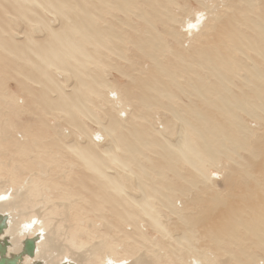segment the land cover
<instances>
[{
    "label": "bare ground",
    "instance_id": "obj_1",
    "mask_svg": "<svg viewBox=\"0 0 264 264\" xmlns=\"http://www.w3.org/2000/svg\"><path fill=\"white\" fill-rule=\"evenodd\" d=\"M2 1L6 2L9 0H0V3ZM13 1L15 2L11 7L13 11L15 9L14 6H19L21 8L20 9L21 11L22 9L30 11L31 8L39 9L38 7H40L41 9L50 12L53 18L54 16L65 18V20L63 19L64 22H61L57 27H53L48 19L44 18V16L41 17V13H39L34 9L36 11L33 13L35 14L36 17V22H37L36 27L38 30H41L43 34L39 35L40 39L34 38L33 37L34 32L32 35V31L30 33L29 30L28 32L26 30L25 44L27 45L25 46V48L22 45L20 46L21 48L22 47L24 48V50L22 48V53H25L24 58L31 57L33 54L34 59L35 58L38 59V63H37L38 66L36 68L38 70H36L37 72L35 71L36 75H38L37 77L38 79L36 78L34 80L35 83L43 86L44 84L42 80L47 75L51 76L49 78L53 77L52 75H49L48 72L49 67L51 68L54 67L57 70H61V68H66L67 66H69V63H74V66L78 64L83 66L86 72L90 71L91 68L88 71L86 62H89L90 61L89 59L93 60V56L90 53V50H88L85 47H87V45L93 46V44H97L98 47L101 46L103 44L102 42L104 40L103 38L107 37L106 34L107 32L104 31V29L109 30V28H105L103 26L104 27L103 29L102 26L96 24V20H94V18H96L95 10L92 9L95 8V5L89 4L90 7H92L91 8L92 10L91 9L87 10L85 6L80 5V2L78 4V1L80 0H13ZM118 1H119L118 3H121L123 5H128L129 3V0H118ZM143 1L147 2V4L150 3V7L152 10H154V14H155V12L160 13L158 12V6H157L159 1H168V0H143ZM248 1L250 0H238L232 13L230 12L229 14L226 13L228 16H225L223 18L221 17V15L218 14L219 11L216 14L211 13L210 15H208V17L206 16L205 20L202 19L203 13L201 14L198 13L197 14L198 16L194 20H188L187 18L188 21H186L185 26L184 25L182 26L183 27H186V25L188 26L186 32L188 35L194 36L192 45H194L195 43L196 46H193V49L191 50L192 53L187 52L185 54L184 52L180 51L174 54L175 57H178L177 58L178 63H175L176 65L173 64V61H171L170 64L168 63L164 64L161 60H159V58L161 57L160 55L162 54L164 55V53L160 52V50L165 52L170 51L169 50L170 45L168 43H165V39L162 38L160 33L152 35L151 32H149L150 34H148L147 37L146 36L145 38L139 37L136 39V50L142 52L144 56L150 58L153 61L152 63L153 66L151 67L152 70H149V73H147L148 75L147 77H142V76L138 78L136 77V89H138L136 93V102L141 104V106L152 107L153 105L156 106L157 104H159V100H158L159 96L164 97L166 99H171L176 97L175 94H173L172 92L170 93L168 91L169 85L173 87H177L178 91H181L182 93L187 92L189 87L191 91H188L187 95L194 96L199 101H201L200 103L201 105H199L198 103L196 104L195 102H194L195 104L193 102L192 103L190 102L189 104H187L185 108L183 107L175 108L173 105H171L168 108L171 115H174L176 121L178 120L180 123V125L178 126L179 127L178 130L174 129L173 126H170V129L171 127H173L172 129L173 133H171L172 131L166 132L167 130V128L165 127L166 124L164 125L163 123H161L160 129L162 131H160V133L163 134L164 137L163 139L160 140V137L159 139H155L156 137L149 136L147 134L146 129L143 127L137 126L138 128L134 130H129L125 128L129 132L132 131V133L134 134L133 136L135 137L134 140L136 142V144L131 143L128 145L125 144L124 134H122L124 138L117 136V134L114 137H111L110 132H107V137L110 136V139L108 140V143L106 142L107 143V145L105 144L106 146L100 147L98 150H94L91 148L90 146L91 141H89V144L87 142L88 145L81 143L80 145L79 143H77L78 141L77 142L73 141L71 143L64 144V147L67 150V152L73 153L74 155L77 156V158L81 160V162L83 161L84 164H87L89 166L91 173L93 172L94 174L93 173L92 174L96 176L94 178L96 183L100 181L99 185L101 184L102 186H99V189L100 187L104 189L102 193L100 192L101 196L99 195L97 196L100 198L101 205H103L104 207L107 206L108 208L106 209H108L109 211H113L112 217L126 218L128 216V218L131 219V213L132 211L134 212V210L132 209H135L136 213H140L144 215V217L146 218V222L148 219L149 221V223L147 222L148 227L151 224L150 226L155 227L161 231L163 230L165 234L167 233L169 235L168 238L172 240V242L170 243V246H172V248L168 249L170 250V253L166 252L167 249L166 251L161 250L163 246L160 247L161 245L153 242L154 240L156 241L153 235L149 239V242L153 244V249L149 254L150 256L148 255L146 256L144 253L141 252H139L138 255V251H140L138 247L136 249L134 248L136 250L135 252H137L136 255L135 253H129L128 252L129 250H127L126 246L127 244H129L130 241L131 242L133 241L131 239L122 240V237L120 236L119 233L120 231L121 234L128 235L126 234L128 232L127 231L128 228H125L124 231L119 228V231L117 232L119 233V235L112 237L108 233L109 231H111L112 225L114 224V223L111 224L112 219L109 221L107 220L103 224L101 222V224L105 228V231L101 229L103 232L98 233L99 234V236L97 235L98 240L92 243V245H90L88 248H86L87 241H85L84 237L85 235L90 234L88 233L89 231L87 230L95 229L91 234L93 233L97 234L96 232L97 227H94L96 225L91 224L92 223L91 220L90 223L91 225L87 224V226H85L87 221L85 222L84 219L81 218L79 219L80 221L78 222L76 221L77 223L75 224V226H71L69 228H64L61 230V226L59 223L61 221H65L66 220L65 218L54 221V216L52 214L53 211H51L52 209H49V207L36 208L38 206V204L36 205V203H38L39 200L41 202L44 200H49L48 198H50L48 197L49 196L48 194L51 193V189H50L51 185L50 182L47 183L49 179V175L47 176L46 184L39 177L37 178V177L29 176L28 180L23 185L19 186L14 193L9 192V189L0 191V200L2 201V202L0 201V264H232L231 260L224 261L225 258L221 262L214 260L215 257L213 259H210L208 256L209 253L208 255H206L207 254L206 251L204 252L202 251L201 248L197 247L198 243H196L195 241L196 234L194 236L191 232L186 233L183 230V227H181L180 225L181 223L179 224V222L181 221L184 222L182 224H185L186 227L191 229H195L198 227L203 228L202 230L203 233H201L203 235V239L207 237L208 240L211 241L213 244H215L217 247L220 246V243L222 241H224L225 244H227L228 246L234 244L235 241L234 245L236 246L237 251L241 252V255H236L235 253L233 255L234 256L233 258H235V260H237L239 264H245V262L241 257L242 255L245 256L247 255L250 257L253 256L251 255V253H249V251L246 250L247 248H249V246H247V244L249 245V243H247L246 241L250 238V236H253L254 240L256 241L258 240L256 246L259 247L261 246L264 249V191L262 190L263 188L262 186L257 188V185L250 184L249 193L231 192V194H229V196L227 197H223L217 194L216 192L209 193L206 196L199 195L198 194L199 192L191 195V197L188 199L193 200L194 203L199 206V210L196 209L197 212L195 211V213H186L182 217H180L181 213L179 212L178 214L179 217L177 216L179 220L177 218L178 221L175 220L174 224H172L174 226V229L176 230H174L172 227V233H171L167 231V228L166 229L164 228L166 227V224L163 226L164 223L163 222L161 223L159 216L157 214V212L160 210V206H164L167 208L171 206L169 202L171 201L169 198L170 197L169 193L160 191L163 190V188L164 189H169V188L168 187L165 188V186L163 187L160 184L161 186L160 188H158L157 186V188L159 189L158 190L154 188L155 187L154 183L156 182L149 181V176L151 172L155 173L156 175L160 174L161 172L164 173L166 170L168 171L172 170L176 173H179L180 168L176 166V162H182L184 164L186 163L187 166H189V168L192 169L191 172L195 171L201 175V178L210 180V174L209 173L206 174L201 171V166L205 162L203 156H205L207 160L210 162L215 161L214 158L216 156L215 153L217 151H221V152L226 151L225 146H223L224 140H228L234 147H240V146L249 147L248 145L242 146L243 144L242 136H238V134H240L239 131L242 132V130L246 129V127L242 123L241 124L239 123L238 116L234 112V109L237 108L241 112H244L246 114L255 113L257 108L262 112H264V66L262 68L257 67L254 61L253 64L249 65L248 63H246V60L241 59L242 57L237 58L235 56V52L244 54L243 56L246 59L248 58L253 60L246 53V50L250 49L254 51L257 55H259L261 59L264 61V13L261 16L262 12H260L261 13L260 16L256 19L249 18L247 14H245V11L249 8L252 2L250 3ZM232 2L233 1H231L230 3ZM98 3H101L100 0H98ZM1 4L0 6L2 7ZM7 4H9V2H7ZM129 6H132V4L130 3ZM139 6L140 5L136 2V10H140ZM96 8L98 9L97 5ZM75 9H77L78 11L75 12ZM15 10L17 11V8ZM69 10H72V13L70 15H69ZM165 12L166 11L164 10V13L161 14L162 13L161 12L160 14L164 17ZM17 13L18 15L19 13L20 14L23 13L25 17L24 11L23 12L18 11ZM10 14L12 13L10 12ZM136 17L140 19L143 18L142 20L145 19V22H150V20L147 19L145 15H142V13L138 15L136 12ZM166 17L169 18V19L166 18L167 20H170V18L172 20V17H169V15ZM25 18L23 19L26 20ZM158 19H160V17H158ZM31 20L33 21V19H30L29 21ZM242 25L252 30L254 32V35L259 39H255V37L251 36V34L243 33L245 30H242L239 27ZM147 26H149V28L151 26L152 28H154L151 23H149ZM136 30L138 31L137 27ZM153 30H155V28ZM110 32L111 30H109L108 33ZM6 37L8 36L6 35ZM80 38H84V40H81ZM6 39L8 38H4V40ZM10 40L13 43V45H19L15 40L14 42L12 39ZM6 41H3L0 36V49L3 52L13 54L16 50H18V48L16 47H11L12 44H10V42L7 41L9 43L8 44L6 43ZM96 49L98 48H94V50ZM19 52L21 51L19 50ZM18 54L20 55V53ZM18 58H20V56H18ZM31 63L32 62H30V66L28 64V67L30 68L32 66ZM193 65L204 68L205 74L204 75L199 74L196 70L193 69ZM242 67L245 70L246 75L245 76L239 75L241 76V79L244 80V83H241L242 86L238 87L237 84L233 80H231V78L232 76H236L238 74L237 69H241ZM68 69L69 71H71L70 68ZM191 69H193L194 71ZM63 70L64 69H62V72L67 74V70L64 71ZM225 71L230 72L231 74L230 79L226 77L224 73ZM188 72H191L192 74H188ZM88 74L91 75L90 72ZM88 74L87 73L85 74L86 77L89 76ZM185 74H187L188 76ZM183 75H185L186 78H184ZM33 78H35V76ZM144 78H146L147 82L149 83H146V80ZM54 79L52 78V80ZM93 79L95 80L94 77ZM96 80L98 82V80L100 79L98 78ZM90 83L91 82L81 80L80 82H78L80 86L77 88H76L77 85L73 86L71 93L66 94L65 92H63L62 96L65 94H66L65 97L67 96L66 98L60 96L62 98L61 101L63 103L60 102L59 104H57V102L54 103L53 101H49V102H52V105L56 103L57 105L55 106H57L58 109L63 111L62 112L63 114L66 111V113L70 116L71 114L70 108L75 107L77 108L80 114L86 116V113L88 111L87 104L89 103L88 99L90 98H88L89 96L82 95V92L88 93L89 95L91 92H94V89H92L93 87ZM185 85H187L188 87ZM229 85H231L232 87H230ZM233 87L234 88L238 87L239 93L235 92ZM45 88L49 89V87H45ZM51 90L53 91V88ZM56 94L58 93L56 92ZM101 94L102 93H100V95ZM41 95L42 96H40L39 99H43V97L45 96L43 95V93H41ZM57 100L58 98L56 99V101ZM116 102L117 101L115 100L111 105H114V103ZM123 102L124 101L122 99V105L124 106ZM139 108L140 107H138V109ZM122 109L123 108L118 110V115L119 118L124 119L122 115L126 116V114ZM141 111L142 110H140V112ZM210 112L215 114L219 113L217 117L227 116L228 122L231 125H233V128L235 126L236 129L234 131L228 132L229 130L227 129V126L224 127L223 121H217V118H213V115H211L212 113ZM184 114L190 115L193 118V120H186V118H184L185 116ZM109 123L110 122L108 121V125ZM114 123L116 125L115 121ZM197 124L201 125L202 128L201 129L198 128ZM126 126L128 127V125ZM102 128L103 127H101V129ZM108 129H113L114 133L118 131L117 129L112 128L111 125L110 128L108 127ZM223 131H227V132H223ZM216 132L226 133V134H222L220 137H217ZM103 134L104 133L101 131L95 132L94 136L101 140L105 138ZM58 135L60 137L59 133ZM173 135L175 137L174 139H171V137L173 138ZM33 136H35L34 133ZM33 136H31L30 139H33L32 138ZM88 136L90 138V134ZM91 138H93L94 140V137L91 136ZM23 139L24 140H23V144L21 145L22 146L21 149L23 150L28 148L31 149L34 146V144H36V142L37 144L34 150L41 148L42 142L40 143V139H38V141H35L36 138H34L33 142L32 141L27 142L26 136ZM15 142L16 144H18L17 141ZM262 142L263 141H261V143ZM96 143L98 145V142H95L94 144ZM46 144L43 145L46 147ZM120 144L122 145V147H120L121 146ZM125 146H127L128 148ZM16 147L18 146L16 145ZM122 148L125 151V153L128 152L127 153L128 157L130 153L134 154V151H136V153L140 155L139 159L147 162L149 161V158L147 157V155H145L144 150L150 148L152 149L151 151L155 152L156 154H159L160 152V154H162V157L165 159L164 160L165 162L161 160L162 163L163 162L165 163V164L163 163V165H161L162 163L160 164V162H157V165L159 164L161 165L158 168H156L157 165L155 166V164H152L151 162L150 164L153 166L146 168L142 163V161L138 160L136 154V165H135L136 170L132 167L136 171V172L134 171L136 174V180L134 179L136 181V185H135L136 194L135 192L133 193L132 191L133 189L131 190L132 193L130 192L127 193V191L125 192V190L128 188H125L124 186L127 185L123 184L124 182H122L120 178V176L123 174L125 176L124 178H128L129 180L131 179L130 177H133V175L131 176V173H134L132 170H130L131 168L127 169L129 167L128 162L125 159H122L121 155L119 156L118 150L119 149L121 150ZM123 150L122 152H120L121 154L123 153ZM50 153L51 155L53 154L52 152ZM38 155H39L38 157L41 156L40 154ZM52 156H53L52 158H56L54 157V155ZM59 156H57L58 157L57 160H59ZM103 158L109 159L111 163L116 165L117 168L121 169L122 171L120 172L115 168L116 172H114L113 174H109V172H111L110 171L111 166H107ZM56 163L57 162H55V164ZM38 165H40V163H38ZM260 166L262 168L258 170H264V161L260 162ZM29 168L27 167V169ZM149 169L151 171H149ZM45 170L47 171L46 168ZM84 170L87 171L86 168ZM35 173L42 177L47 175L46 172H42V171L33 172L32 174ZM87 173H89V170L87 171ZM120 173L122 174L120 175ZM186 173L188 172L186 171ZM53 177L55 176L53 175ZM57 179L59 178L57 177L56 180ZM69 179H71L70 176L68 178V181ZM146 179L148 180L146 181ZM49 180L50 181L53 180L54 182L55 179L50 178ZM60 182L61 181H59L58 184ZM61 186L58 187L60 188ZM240 188L243 190L247 189L246 185ZM19 190H23V192L22 193L19 192L18 194L17 192ZM53 190L55 191V189ZM201 190H204V188ZM84 191L85 190L83 189V192ZM128 191L130 190L128 189ZM16 195L18 196L16 197ZM30 196L33 197L37 196L41 198L40 199L38 198L39 200L36 199L38 202L35 200L34 201L35 203L33 205L25 204L24 200L25 199L27 200V198H29ZM11 199L12 200L15 199V201L12 202ZM21 199L23 200L21 201ZM60 200L61 198L59 199V201ZM62 200H66V202L67 200L72 201V199L69 198V196L63 197ZM91 201H89L88 203L91 204L90 203ZM55 203L57 204V202ZM88 203H86V205ZM165 203H168V206H166ZM41 204L42 203H39V205ZM71 204L73 205V203H67L66 205L64 204L63 208L66 209L67 211V209L70 208V206H72ZM50 205H52V203ZM88 206H86V208H88ZM184 206L185 204H183V207ZM78 207H76V209ZM170 208H172V206ZM162 215L164 214L162 213ZM166 218L168 217L165 216V219ZM162 219H164V217ZM83 223H85L84 226ZM137 232L139 233V231ZM158 232L160 233V231ZM200 238H202V236ZM252 241L253 240L251 239V242ZM129 248L130 250L132 249L131 247ZM77 249L79 250L83 249V251L78 252ZM46 251H48L49 253L48 252L46 253ZM260 260L261 259L259 258V261ZM124 261L127 262L123 263Z\"/></svg>",
    "mask_w": 264,
    "mask_h": 264
},
{
    "label": "rangeland",
    "instance_id": "obj_2",
    "mask_svg": "<svg viewBox=\"0 0 264 264\" xmlns=\"http://www.w3.org/2000/svg\"><path fill=\"white\" fill-rule=\"evenodd\" d=\"M104 1H107V2H104ZM231 1L233 2L230 3ZM237 1L238 0L159 1L157 5L158 12L160 13L162 12L161 14H163L165 10L166 12L164 14V17H165L164 18L160 13L155 12L154 14V10L151 9L150 3L147 4V2H144L143 0H135V2L134 0H129L128 5H123L121 3H118L119 2L118 0H100L101 3H98V0H80L78 1V4L80 2V5L85 6L87 10H90L92 8L90 7L89 4L95 5V8H92V9L95 10L96 18H94V20H96V24H99L100 26H102L103 29L104 27L109 28L111 32L108 33L109 30L104 29V31L107 32V33L105 32L107 34V37L103 38L104 40L102 41L103 44L101 46L98 47L97 44H93V46L87 45V47H85L88 50H90V53L93 56V60L89 59L90 61L86 62L88 71L91 68L89 71L91 75H89L88 74L89 72H86L83 66H81L80 64L74 66V63H69V66H67L66 68H61V70H57L54 67L52 68L49 67V70H48L49 75H52L53 76L52 78L53 79L55 78V79L52 80V78H49L51 76L47 75L48 77L46 76L42 80L44 85L47 84L46 86L44 85L41 86L34 82V80L38 77V75H36V72H37L36 70H38L36 69L38 66L37 64L38 59L37 58L34 59L33 54L31 57H28L29 59L24 58L25 53H22L23 47L21 48L20 45L24 46V48L27 45L25 44L26 43V39H25L26 30L27 32L29 30L30 33L32 31V35L34 32V35H33L34 38H39V35L43 34V32H41V30H38L36 27L37 22H36L35 14H33L34 12L38 11L39 13H41V17L44 16V18L48 19L51 22L53 27H57L61 22H64L65 18L59 17V16L57 17L54 16L53 18L50 12L41 9L40 7H38L39 9L31 8L30 11L23 10V9L21 11L20 10L21 8L19 6H14L15 9L17 8V11L14 9L15 11L14 12L11 8L12 5L15 3L13 0H9L6 2L2 1L1 2L2 4L0 3L2 5V7L0 6V19H1L0 20V36L3 41L7 40L8 42H10V44H12L11 47H16L18 48V50L14 52V53L17 52L16 54L14 53L9 54V53L3 52L0 49V191L9 189V192L14 193L19 186L23 185L28 180L29 176L37 177V178L39 177L42 181L45 182V184L47 182L48 175H49V179L54 178L56 180V178L58 177L60 180L57 179L56 181L58 180L61 181L59 183L60 185L58 184L59 181L56 182L54 180L55 182L54 183L53 180L50 181L48 179L47 183L50 182V185H51L50 189L52 193V194L51 193L48 194L49 195L48 197H50L48 198L49 200H44L40 202L39 199L41 197L39 198L37 196H34V197L30 196L29 198H27V200L26 199L24 200V203L33 205L35 203L34 201L37 199L39 200V202L36 200L38 202L36 203V205L38 204L36 208H40V207L48 208L49 207V209H52L51 211H53L52 214L54 216V221L65 218L66 219L65 221H61L59 223L61 226V230L64 228L75 226V224L78 221H80L79 219L81 218H83L85 222L87 221L86 225L85 223H83V226L84 225L87 226V224H90L92 220L91 224H95L96 226L94 227H97L96 228L97 234H94V233L91 234L93 230L95 229L87 230L89 231L88 233L90 234L85 235L84 237L85 241H87L86 248H88L90 245H92V243L98 240V237H97V235L99 236L98 233L100 232L102 233L103 231H105V228L102 224L106 222L107 220L109 221L112 219L111 224L114 223L113 224L114 226L112 225V229L108 233L112 237L117 236L120 233L122 240L131 239L133 242L130 241L129 244H127L126 246L127 250H129L128 251L129 253H135L136 255L137 252H135L136 251L135 249L138 247L140 250L138 251V255H139V252H141V253H144L146 256L147 255L150 256L149 254L151 250L153 249V244L149 242V239L152 237V235L156 239V241L154 240L153 242L161 245L160 247L163 246L161 250L166 251L167 249L166 252L170 253V250L168 249L172 248V246H170V243L172 242V240L168 238L169 235L167 233L165 234L163 230L161 231L155 227L150 226L151 224L148 227L147 226L149 223L148 219H147V222H148L147 223L144 215L140 213H136L135 209H132L134 210V212L132 211L131 213V219H129L128 216L126 217L127 219L125 217H124L125 219L122 217L121 218L112 217L113 211H109L108 209H106L108 208L107 206L104 207L103 205H101L100 198L97 196V195L101 196V193L103 192V189H104L102 187H100L99 189V186H102L101 184L99 185L100 181L96 183L94 179L96 176L93 175L94 174L93 172H92L93 174L91 173L89 166L87 164H84L83 161L81 162V160L77 158V156L74 155L73 153L67 152V150L64 147V144L71 143L73 141L75 142L78 141L77 143L79 144L80 143L87 144V142L89 144V141H91L90 143L91 148L94 150H98L100 147H104L107 145L108 140L110 139V136L114 137L116 134L117 136H120V137H123L122 134H124L125 144L127 145L131 143L136 144L134 140L135 137L133 136L134 134L132 133V131L129 132L126 129L134 130L138 127H143L146 129L147 134L149 136L151 137L154 136L156 137L155 139H159L160 137V140L163 139L164 137V135L160 133V131H162L160 129L161 123H163L164 125L166 124L165 125V127L167 128L166 132L172 131L171 133H173V130H172L173 127L174 129L178 130L179 129L178 126L180 125V123L178 120L176 121V118L174 115H171L168 108L171 105H173L175 108H182V107L185 108L187 104H189L190 102L191 103L195 102L196 104L198 103L199 105H201L200 104L201 101H199L194 96L187 95L188 91H191L187 85L185 86L188 87V90L187 92H184V93H182L181 91H178L177 87H173L169 85L168 91L170 93L172 92L173 94H175L176 97L171 98V99H166L164 97L159 96L158 98L159 104H157L156 106L153 105L152 107L141 106V104L136 102V93L138 90L136 89V77L137 78L140 76L147 77L148 76L147 73H149V70H152L151 67L153 66L152 64L153 61L150 58L144 56L142 52L136 50V39L139 37H142V38H145V36L147 37L148 34H150L149 32H151L152 35L160 33L162 38L165 39V43H168L170 45V49H169L170 51L165 52V51L160 50V52L164 53V55L163 54L160 55L161 57L159 58V60H161L164 64L166 63L170 64L171 61H173V64L178 63V59H177L178 57H175L174 54L180 51L184 52L185 54L187 52L192 53L191 50L193 49V46H196L195 43L194 45H192L194 36L188 35L186 32L188 29V26L186 25V27H183L182 25L185 26V23L188 20L196 19V17L198 16L197 15L198 13L199 14L203 13L202 19L204 20L206 16L208 17V15H210L211 13L216 14L218 11H219L218 14L221 15L222 18L225 16H228L227 14H229V12L232 13V11L234 10L237 4ZM7 2H9V4H7ZM136 2L140 5L139 6L140 10H136ZM248 2L250 3L252 2L249 8L245 11V14H247L249 18H252V19L258 18L261 14L260 12H262L261 16L263 15L264 0H252V1L250 0ZM130 3L132 4V6H129ZM96 5L98 9L96 8ZM159 6H161L162 8ZM9 11L12 14H10ZM18 11L20 12L24 11L26 18L24 17L23 13L21 14L19 13L18 15L17 13ZM77 11L78 10L75 9V12ZM136 12L138 15L141 13L142 15H145V17L149 19L150 22H145V19L142 20L143 18L140 19L136 17ZM14 13L15 14L17 13V14L15 15ZM26 13H27V16H26ZM71 13H72V10H69V15ZM31 14L33 17L31 16ZM168 15L169 17H172V20L171 18L170 20H167L169 19L168 17H166ZM158 17H160V19H158ZM23 18H25L26 20H24ZM27 19L29 20L33 19V21L32 20L29 21ZM146 23L147 25L151 23L153 27L155 28V30H153L154 28H152V26L149 28V26H147ZM136 27L138 31L136 30ZM239 27L242 30H245L243 33L251 34V36L255 37V39H259L254 35V32L252 30L246 28L244 25L239 26ZM6 35L8 37H6ZM3 37L8 38V39L4 40ZM9 38L12 39L13 42L15 40L19 45H13V43L11 42ZM80 39L84 40V38H80ZM7 41L6 43H8ZM94 48H98V49L94 50ZM19 50L21 52H19ZM18 53H20V55ZM246 53L253 60L248 59V58L246 59L243 56L244 54H240L238 52H235V56L237 58L242 57L241 59L246 60V63H248L249 65L255 62L257 67L262 68L264 66V61L254 51L247 49ZM18 56H20V58L22 59L18 58ZM30 58L31 60L32 59L33 60L31 61ZM30 62H32L31 68L28 67V64L30 66ZM34 64L36 65V67ZM68 68H70L71 71H69ZM62 69L64 70L68 69L67 74L62 72ZM193 69L196 70L201 75L205 74L204 68L202 67H197L193 65ZM237 72H238V74L236 75L237 77L232 76V78H231V74L229 71H225L224 73L227 78L229 79L231 78V80H233L237 84L238 87H241L242 86L241 83H244V80H242L241 76L239 75L245 76L246 72L243 69V67L241 69H237ZM84 73L85 74L87 73L89 76L86 77ZM188 74H192V73L188 72ZM185 75H183L184 78H186ZM32 76L33 77L35 76V78H33ZM93 77L95 78V80L93 79ZM98 78L100 80H98L97 82L96 79ZM144 79L146 80V83H149L147 82L146 78ZM81 80L91 82L90 84L93 87L92 89H94V92H91L90 95L88 93L82 92V95L89 96L88 98L91 99V100L88 99L89 103L86 101L88 104L85 103L88 106L87 107L88 111L86 113V116L80 114L77 108L75 107L70 108V112H71L70 116L66 113V111L64 115L62 113L63 111L58 109L57 106L55 105L59 104L60 102L63 103L61 101L62 100L61 97L64 98L66 94L71 93L73 86L77 85L76 88L79 87L80 85L78 84V82H80ZM50 86L51 87L53 86L52 88H53L54 94ZM229 86L232 87L231 85ZM45 87H49V89L48 88L46 89ZM238 87H235V88L233 87L234 91L237 93H239ZM56 92L58 94H56ZM63 92H65L66 94L62 96ZM41 93L45 95L43 97L44 101L43 99H39L40 96H42ZM100 93L102 94L100 95ZM57 98L59 102L58 100L56 101ZM122 99L125 102V103L123 102L124 106L122 105ZM45 100H47L48 102ZM115 100L120 105L117 102L114 103V105H111L113 104ZM41 101H43L44 103ZM49 101H53V103L57 102V104L55 103L54 105H52V102H49ZM138 107H140L139 109L142 110L141 112L138 109ZM118 108L119 109L123 108L122 110L126 114V116L122 115L124 119L119 118ZM234 112L238 116L239 123L240 124L242 123L247 129V130L243 129L242 132L239 131L240 134H238V136H242V139H243L242 146L248 145L249 147H241V146L234 147L228 140H224L223 146H225L226 151L225 152L217 151L215 153L216 155L214 158L215 161L210 162L207 160L205 156H203L205 162L201 166V171L206 174L209 173L210 180L201 178V175L195 171L191 172L192 169H190L186 163L184 164L182 162H176V166L180 168L179 173H176L172 170H169V171L166 170L164 173L161 172L158 175H156L153 172L150 173L149 181L156 182L154 183L155 185L154 188L156 189L160 188L161 187L160 184L163 187L165 186V188L167 187L169 188V189L163 188V190H160V191L169 193L170 195L169 198L171 200L169 202L172 208H170L171 206L168 208L164 206H160V210L157 212L161 223L162 222L164 223L163 226L166 224V227L164 228L165 229L167 228V231L172 233V227L174 229V226L172 224H174L175 220H177V218L179 217L178 216L179 212L181 213L180 217H182L186 213H195V211L197 212V210H199V206L195 204L193 200L188 199L193 194H196L199 192L198 193L199 195L206 196L209 193L216 192L217 194L223 197H227L229 196V194H231V192L232 193H236V192L238 193L248 192L249 193L250 184L257 185V188L262 186L263 187L262 190L264 191V170H258L262 168L260 166V162L264 161V146H263L264 144V112H262L258 108L256 109V112L253 114H246L244 112H241L237 108L234 109ZM184 115H185L184 118H186V120H193V118L190 115L188 114H184ZM211 115H213V118H217V121H223L224 127L227 126V129L229 130L228 132L234 131L236 129L235 126L233 128V125H231L228 122L227 116L217 117L219 113L217 114L212 113ZM108 121L110 122L109 125H108ZM114 121L116 122V125ZM104 125H105V128H104ZM110 125L112 128H115L118 131L114 133L113 129H108V127L110 128ZM122 125L124 126V128ZM126 125H128V127ZM170 126H173V127H171L170 129ZM101 127L103 128L101 129ZM197 127L200 129L202 128V126L198 124H197ZM106 128L108 129V131ZM25 131L26 132L28 131V132L26 133ZM100 131L103 132L104 133L103 135L105 136V138L101 140L94 136L95 132H100ZM156 131H159V132H156ZM107 132H110L109 137H107ZM223 132H227V131H223ZM33 133L35 136H33ZM58 133L60 134V137ZM89 134H90V138L88 136ZM222 134H226V133L216 132L217 137H220ZM25 136L27 138V142L28 141L33 142L34 138H36L35 141H38V139H40V143L42 142L41 148L43 146L42 148L43 150L41 148L34 150L37 142L36 144H34V146L31 149L30 148L25 149V150L21 149L22 148L21 145L23 144V140H24L23 138ZM31 136H33L32 137L33 139H30ZM78 136H80L81 138ZM91 136L94 137V140H97V141H94L93 138H91ZM87 137L89 138V140ZM174 137L175 136L173 135V138L171 137V139H174ZM15 141H17L18 144H16ZM261 141L263 142L261 143ZM95 142H98V145L97 143L94 144ZM15 144L19 148L16 147ZM43 144H46V147ZM120 147H122V145ZM122 150L123 148L121 150L120 149L118 150L119 156L121 155L122 159H125L128 162L129 167L127 169L131 168L130 170L134 172L136 170V166H135L136 165V154H137L138 160H141L139 159L140 155L136 153V151H134V154L130 153L128 157V154H127L128 152L125 153V151L123 150L124 154L120 153L122 152ZM151 150H152L151 148L144 150L145 155H147V157L149 158V161H148L149 163L147 161L141 160L146 168L153 166L150 164V162L152 164H155L156 166L157 162H160L161 164L162 161L165 160L162 157V154H160V152L159 154H156L155 152H152ZM49 151L52 152L53 153L52 155H54V157L56 158H52L53 156L51 155ZM38 154H40L41 156L38 157L39 156ZM59 155L61 156L62 159L60 158ZM57 156H59V160H57L58 159ZM103 160L105 161L107 166H111L110 168L111 172H109V174H113L114 172H116V169L119 170L120 172L122 171L121 169L117 168L116 165L111 163L109 159L103 158ZM53 161H54V164L55 162L57 163L54 165ZM72 161L73 163L75 162L76 163L73 164ZM63 162L65 165L63 164ZM38 163H40V165L44 167L38 165ZM163 163L161 165H163ZM160 164L157 165L156 168L161 166ZM25 165L28 168L29 167L30 168L27 169ZM45 168L47 169V171L45 170ZM85 168L87 171L89 170V173H87V171L84 170ZM32 170L33 172H38V171L46 172L47 173V175H45L46 178L45 176L42 177L40 175H37L36 173L32 174L33 173ZM149 171L151 170L149 169ZM186 171L188 173H186ZM135 172L131 173V176L133 175V177H130L131 178L129 179L130 181L128 180V178H124L125 176L122 173H120V175L122 174L120 178L122 182H124L123 184L127 185L124 187L130 190L128 191V189H126L125 192L127 191V193L129 192L132 193L133 191V193L135 192L136 194V187H135L136 174ZM53 175L55 177H53ZM69 176L71 178L69 179L70 182L68 181ZM147 180L148 179H146V181ZM163 182L165 185L163 184ZM244 185H246V188H247L245 190L240 188ZM58 186H61V187L59 188ZM203 188L204 190H201ZM53 189H55L56 192ZM83 189L85 190L84 192H83ZM19 192L22 193L23 190H19L17 193L19 194ZM17 196L18 195H16V197ZM67 196H69V198H71L72 201H69L70 199L67 200V202L66 200H62L63 197H67ZM60 198L61 200L59 201ZM22 200L23 199H21V201ZM185 200L187 203L185 202ZM14 201L15 199L12 200V202ZM89 201H91L90 202L91 204L88 203ZM55 202H57V204ZM94 202H95V205H94ZM39 203H42V204L39 205ZM51 203L52 205H50ZM67 203H73V205L71 204L72 206H70V208H68L66 211V209L63 208V205L64 204L66 205ZM86 203L88 204L86 205ZM80 204H81V207H80ZM183 204H185L184 207H183ZM88 205H90L91 207ZM165 205L168 206V203H165ZM86 206H88L89 209L86 208ZM76 207L78 208L76 209ZM162 213L164 215H162ZM165 216H167L168 218L165 219ZM161 217L162 218L164 217V219H162ZM182 223L184 222L182 221L179 222V224L181 225V227H183V230L186 233L191 232L194 236L196 234L195 241L196 243H198V245L196 244L197 247L201 248L202 251L204 252L206 251L207 252L206 255H208L209 253L208 256L210 259H213L215 257L214 260L221 262L225 258L224 261L231 260L232 264H239L237 260L233 258L234 257L233 255L235 253L236 255H241V252L237 251V248L234 245L235 241H234V244H231V246H228L227 244H225L224 241H222L220 243V246L217 247L215 244L209 241L207 237L203 239V235L201 234L203 233L202 232L203 228L198 227L195 229H191V228L186 227L185 224H182ZM169 224H170V227H169ZM143 227L146 229H144ZM119 228L122 229L123 231L125 230V228H128L127 230L128 232L127 233L125 232L128 235L121 234V232L119 231ZM118 231L119 233H117ZM137 231H139V233ZM158 231H160V233ZM199 235H201L202 238H200L201 236ZM251 239L253 240L252 242H251ZM257 241L254 240L253 236H250V238L246 241L247 243H249V245L247 244L249 248H247L246 250L249 251L251 255H253L252 256L253 258L247 255L246 256L242 255L241 257L243 261L245 262V264H258V263L264 264V249L261 246L260 247L256 246ZM129 247H131L132 249L130 250ZM77 251L81 252L83 251V249H80V250L77 249ZM47 252L48 251H46V253ZM259 258L261 259L260 261H259ZM126 262L124 261L123 263H126Z\"/></svg>",
    "mask_w": 264,
    "mask_h": 264
}]
</instances>
